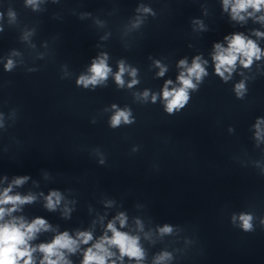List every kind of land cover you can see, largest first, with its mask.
<instances>
[{"label":"clouds","instance_id":"1","mask_svg":"<svg viewBox=\"0 0 264 264\" xmlns=\"http://www.w3.org/2000/svg\"><path fill=\"white\" fill-rule=\"evenodd\" d=\"M225 5L228 4V0H224ZM264 3V0H236L235 5L233 6V12L238 13L246 9L249 6H252L259 10L260 4ZM217 54L214 56L215 61L217 62L215 65L216 73L224 77L225 72H231L232 67L235 65L238 54L242 55L246 59L241 60V63L244 67H248L252 63V59L254 56L259 58L260 50L252 41L245 42V39L240 35L234 36L229 44L227 49L222 48L219 44L216 46ZM180 64L183 66L185 61H180ZM6 67H10L7 65ZM92 75L90 77L81 76L77 84L83 85L84 87H88V85H96L99 81H102L107 78L110 69L107 67L105 61L101 59L98 63L93 62L92 67L90 69ZM126 71L123 64L120 66L119 73L116 74L115 79L116 82L120 85L123 84V80L121 79L122 74ZM164 70L162 69L160 75H163ZM205 69L201 66L199 62V57L193 61V64L190 68L187 69V76L184 73H181L178 77L180 81L181 87L172 89L171 91L168 89V84H171V81L166 82L163 97L167 101L166 110L171 113L175 109L182 108L188 101V89L195 88V85L192 82V78L195 77L197 81L201 79L203 75H205ZM132 75H135V71L133 70ZM226 79V78H225ZM136 81L133 80L132 84H135ZM129 85V87L132 86ZM244 85L241 83L236 86L237 93L239 94L240 90L243 89ZM145 97L148 95L147 92L144 93ZM153 101H155L156 97L153 96ZM125 123H129V113L127 111H118L112 118V125L117 126L120 124L121 120ZM20 181H17L19 183ZM52 195H56L53 193ZM31 198H24L23 200L19 197H11L8 196L7 190L5 191L3 197H0V204H15L17 202L24 203L30 200ZM57 197V202H58ZM48 207H54L51 196L48 198ZM14 209H9L8 211H13ZM5 214V209L0 208V219H3ZM243 222L242 226L245 230H249L251 228L250 216H241L240 218ZM45 226V221L42 219H37L33 223L29 225H25L20 223L17 225L16 223H6L0 224V264H19V261L23 259V264H32V256L31 253L34 249H30L28 247L27 241L33 237V234L40 229V227ZM111 228L112 226L109 225ZM114 231V238L108 240L109 244H115L119 246L121 255H129L131 257L139 258L141 256L140 250L136 247V241L134 239H129L126 235L121 234L119 232ZM163 231H170L169 228L165 227ZM84 238V243H87L88 240L91 239L89 234H81ZM75 241L71 240L67 233H64L58 236L51 244L40 245V251L43 252L44 260L41 264H59V262L63 259L62 253L58 251V249H69L74 250L73 245ZM97 252H93L91 249L85 254V259L83 264H106V256L109 255L107 250L103 247V244L95 245ZM52 256H56L57 259H51ZM27 257L26 259H24Z\"/></svg>","mask_w":264,"mask_h":264}]
</instances>
